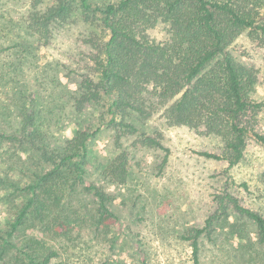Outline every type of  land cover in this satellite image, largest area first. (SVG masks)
<instances>
[{
    "label": "trees",
    "instance_id": "trees-1",
    "mask_svg": "<svg viewBox=\"0 0 264 264\" xmlns=\"http://www.w3.org/2000/svg\"><path fill=\"white\" fill-rule=\"evenodd\" d=\"M74 6L71 0H28L24 23L37 47L53 43L56 28L69 22ZM79 8L91 30L81 39L86 63L69 71L80 79L72 97L77 112L93 109L101 120L113 124L119 118L121 128L137 133L125 122L131 113L151 117L146 101L151 90L164 109L168 128H186L220 141L219 153H199L202 157L225 162L232 169L245 159L251 138L264 145V136L257 132L264 109L254 96L258 75L230 51L243 35L264 47V0H115L105 5L80 0ZM159 25L165 35L155 39L150 31ZM8 83L0 77V89ZM21 110L18 129L3 130L0 139L29 148L41 168L47 169L36 173L23 189V204L6 238H14L30 220L45 223L50 234L41 240L31 237L12 264H66L63 259H72L69 252L79 247L72 227L62 223L63 219L67 225L74 222L64 215L67 202L79 195L90 197L91 229L112 230L117 216L111 209L115 198L110 189L126 186L131 160L121 152L104 170L105 183L89 182L85 178L89 177L88 142L99 128L78 131L65 149L55 152L36 128L33 113L25 105ZM139 142L138 149L165 150L150 137ZM242 187L249 192L246 183ZM239 194L225 189L202 225L180 233V244L190 249L192 264H205L206 253H212L213 264H264V195L251 199ZM6 259L7 251L2 249L0 264ZM139 261L153 264L148 253H142ZM91 262L124 264L107 258Z\"/></svg>",
    "mask_w": 264,
    "mask_h": 264
},
{
    "label": "rangeland",
    "instance_id": "rangeland-1",
    "mask_svg": "<svg viewBox=\"0 0 264 264\" xmlns=\"http://www.w3.org/2000/svg\"><path fill=\"white\" fill-rule=\"evenodd\" d=\"M71 1L75 6L69 22L56 28L50 46L40 48L24 23L28 0H0V77L9 82L0 89V132L18 129L23 105L33 113L36 128L55 152L65 149L78 131L99 128L88 142L87 176L91 178L85 177L96 184L107 181L104 170L118 154L129 155L133 169L126 186L110 189L115 198L111 209L117 216L112 230L98 233L91 229L90 197L79 195L67 202L64 215L74 222L67 225L63 219L62 223L72 227L79 247L72 248L69 253L73 258L63 259L64 263L92 264L107 258L114 263L141 264L142 253H148L153 264H192L190 249L180 244L178 236L184 229L202 225L225 189L251 199L264 195V145L251 138L245 159L232 169L225 162L202 157L199 153H219L220 141L186 128H168L164 109L157 105L151 90L146 94L151 117L131 113L125 122L137 133L121 128L119 118L113 124L109 119L101 120L93 109L77 112L72 97L78 93L80 79L69 71H78L79 64L86 63L87 51L81 39L91 28L82 20L80 0ZM150 35L160 39L165 35L164 26L151 30ZM230 51L258 75L254 96L264 104V47L253 45L243 35ZM257 132L264 136V109ZM144 136L156 139L167 152L152 146L135 147ZM46 169L29 148L0 139V251H7L6 264H12L31 237L41 240L47 236L45 223L30 220L14 238H6L23 204V189L36 173ZM244 183L249 192L242 187ZM203 261L213 264L212 253H206Z\"/></svg>",
    "mask_w": 264,
    "mask_h": 264
}]
</instances>
